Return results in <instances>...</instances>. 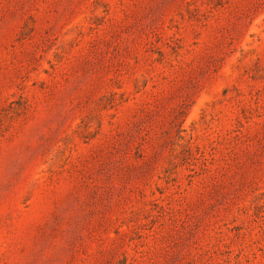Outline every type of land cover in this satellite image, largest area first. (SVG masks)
I'll list each match as a JSON object with an SVG mask.
<instances>
[{"label": "rangeland", "instance_id": "1", "mask_svg": "<svg viewBox=\"0 0 264 264\" xmlns=\"http://www.w3.org/2000/svg\"><path fill=\"white\" fill-rule=\"evenodd\" d=\"M0 264H264V0H0Z\"/></svg>", "mask_w": 264, "mask_h": 264}]
</instances>
